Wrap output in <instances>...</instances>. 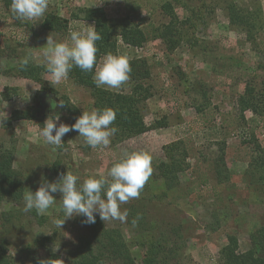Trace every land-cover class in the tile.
<instances>
[{"label": "rangeland", "instance_id": "obj_1", "mask_svg": "<svg viewBox=\"0 0 264 264\" xmlns=\"http://www.w3.org/2000/svg\"><path fill=\"white\" fill-rule=\"evenodd\" d=\"M168 1L176 18L162 6ZM11 2L0 0V155L12 157L23 190L19 198L0 204V237L8 240L14 264H38L40 259L76 264L74 250L89 234L82 215L55 228L53 220L63 215L61 192L53 193L56 204L40 216L34 209L23 211L26 191L57 182L68 171L79 177L78 185L89 176L107 177L114 163L132 153L151 158L152 175L141 195L121 206L128 211L126 221L104 223L121 230L134 264H140L146 253L153 226L157 234L165 228L170 240L178 241L184 264H224L221 253L229 235L238 237L240 251L250 249L251 233L264 225V112H243L239 97L250 80H264V0H49L47 12L37 22L17 20ZM229 2L245 11L261 8L262 24L254 41L230 21ZM83 7H101L115 21L130 18L145 32L147 40L141 46L118 37L113 55L143 58L149 64L153 96L146 102L144 118L151 128L121 142L112 136L108 146L95 149L77 131H70L62 137L63 147L54 148L41 135L44 122L59 116L57 127L71 126L77 119L61 103L69 100L80 116L95 109L91 90L69 74L53 86L42 56L50 34L65 41L70 30L94 27L78 11ZM50 14L67 19L68 27L44 29L42 23ZM170 21L183 31L172 51L154 33L155 26ZM30 53L35 59L29 64L44 69L40 83L18 74L20 60ZM133 86L128 79L119 89L103 88L129 93ZM15 110L34 115L16 119L11 117ZM171 142L185 148L187 169L175 188L167 189L157 166L166 160L164 146ZM222 147L225 166L220 161L217 165ZM136 207L145 212L143 224L130 215Z\"/></svg>", "mask_w": 264, "mask_h": 264}, {"label": "trees", "instance_id": "obj_2", "mask_svg": "<svg viewBox=\"0 0 264 264\" xmlns=\"http://www.w3.org/2000/svg\"><path fill=\"white\" fill-rule=\"evenodd\" d=\"M162 6L173 16L171 2L168 1ZM78 11L84 14L86 20L94 23V28L102 36V39L96 42L98 48L97 63L107 53L114 54L116 52L118 37H121L124 43L131 46H141L147 40L143 29L130 18L115 21L109 18L101 7H83L79 8ZM227 11L230 21L243 27L248 39L254 41L256 29L262 24L259 22L261 8L253 12L245 11L240 9L236 3L229 2ZM173 17L176 18V16ZM42 27L46 30L59 31L68 27V20L50 14L44 18ZM154 33L156 37L163 39L171 51L177 48L183 39L181 26L178 27L171 21L160 27L155 26ZM128 60L131 66L129 79L134 82L129 93L97 87L93 81L95 67L92 72L82 71L78 67H73L69 72V76L78 84L91 90L95 109L111 108L116 111V120L110 126L118 129L113 136L116 142L137 136L151 128L144 118L146 102L153 96L152 85L148 84L151 69L143 58ZM43 70L42 66L29 64L23 69L19 66L18 74L40 83ZM239 104L243 112L250 110L255 114L263 113L264 80L259 82L250 80L246 83L244 91L239 97ZM63 108L73 114L74 119L80 116L78 107L69 103V100L63 102ZM33 115L34 113L30 115L26 110H15L11 117L30 119ZM157 127L163 126L159 124ZM164 149L166 160L158 164V176L163 179L167 189H172L179 183L180 173L187 169L185 162L187 154L182 144L177 142L165 145ZM218 161L221 162L222 166H225L223 147L217 165H219ZM12 163L13 159L10 154L2 153L0 155V204L6 198H19L22 194L23 186L15 175ZM130 215L135 220H140L139 223L143 224L145 221V212L140 207H136L130 212ZM86 225L89 226V234L80 238V244L74 250L76 264H106L108 260L121 264L135 263V258L119 228H107L99 215H96L95 223ZM154 230L155 226L150 230L151 236L146 244L147 251L140 264H172V261H175L176 264H184L182 263L183 255L181 254V247L178 246V241L170 240L171 237L165 228L159 234ZM250 240V249L240 251L238 237L229 235L228 243L222 248L223 263L264 264V225L251 233ZM168 243L171 244L168 245ZM0 264H14L9 253L8 240L4 237H0Z\"/></svg>", "mask_w": 264, "mask_h": 264}, {"label": "clouds", "instance_id": "obj_3", "mask_svg": "<svg viewBox=\"0 0 264 264\" xmlns=\"http://www.w3.org/2000/svg\"><path fill=\"white\" fill-rule=\"evenodd\" d=\"M48 7L49 0H12L10 10L21 22H37L44 17ZM101 39L102 36L94 27L70 30L69 39L65 41H57L50 34L46 47L42 49L46 71L50 74L47 80L55 86L67 78L73 67L85 72H92L95 67L93 81L97 87L119 89L129 79V60L122 55L107 53L102 65H97L96 42ZM34 59V54L26 55L20 60V67L26 68ZM116 115V111L111 108L84 111L71 126L60 123L58 127L59 116L51 117L44 122L41 135L54 148H62V137L70 131H77L88 146L94 149L98 146L106 147L118 131L116 127H110ZM152 172L151 158L144 153L129 154L113 164L107 177L89 176L80 185L79 177L68 171L57 182H45L35 192L26 191L23 194V211L27 213L34 209L37 215L43 216L56 204L57 199L53 193L59 191L63 194L60 200L63 215L53 220L57 230L63 228L65 221L75 215L84 217L83 224L95 223L96 214L105 222H125L128 211H122L121 206L141 195ZM38 264H54V261L40 259Z\"/></svg>", "mask_w": 264, "mask_h": 264}, {"label": "flooded vegetation", "instance_id": "obj_4", "mask_svg": "<svg viewBox=\"0 0 264 264\" xmlns=\"http://www.w3.org/2000/svg\"><path fill=\"white\" fill-rule=\"evenodd\" d=\"M42 94H45V93H42ZM42 94H40V95H42ZM48 95H50V93H48ZM51 98H53V96Z\"/></svg>", "mask_w": 264, "mask_h": 264}, {"label": "crops", "instance_id": "obj_5", "mask_svg": "<svg viewBox=\"0 0 264 264\" xmlns=\"http://www.w3.org/2000/svg\"><path fill=\"white\" fill-rule=\"evenodd\" d=\"M7 6H9V5H7Z\"/></svg>", "mask_w": 264, "mask_h": 264}]
</instances>
